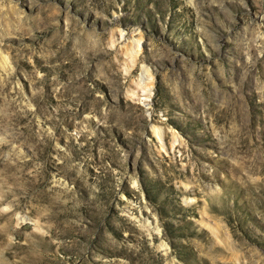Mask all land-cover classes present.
Wrapping results in <instances>:
<instances>
[{"label":"rangeland","instance_id":"obj_1","mask_svg":"<svg viewBox=\"0 0 264 264\" xmlns=\"http://www.w3.org/2000/svg\"><path fill=\"white\" fill-rule=\"evenodd\" d=\"M0 264H264V0H0Z\"/></svg>","mask_w":264,"mask_h":264}]
</instances>
